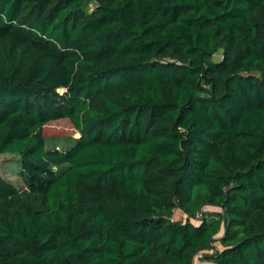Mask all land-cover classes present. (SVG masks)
Wrapping results in <instances>:
<instances>
[{
    "label": "trees",
    "instance_id": "obj_1",
    "mask_svg": "<svg viewBox=\"0 0 264 264\" xmlns=\"http://www.w3.org/2000/svg\"><path fill=\"white\" fill-rule=\"evenodd\" d=\"M5 152L0 264H264V0H0Z\"/></svg>",
    "mask_w": 264,
    "mask_h": 264
},
{
    "label": "rangeland",
    "instance_id": "obj_2",
    "mask_svg": "<svg viewBox=\"0 0 264 264\" xmlns=\"http://www.w3.org/2000/svg\"><path fill=\"white\" fill-rule=\"evenodd\" d=\"M45 131L47 135V148L54 146L60 148L68 147L73 143L74 139L79 136L78 131L68 120H61L59 122L51 123L45 128ZM20 167L21 163L18 153L5 152L0 156V172L7 179L11 180L17 186L22 188L25 186L18 175V170H20ZM175 216L176 218H186V215H182L180 210L175 211ZM217 246L221 247L220 242L218 241Z\"/></svg>",
    "mask_w": 264,
    "mask_h": 264
},
{
    "label": "built area",
    "instance_id": "obj_3",
    "mask_svg": "<svg viewBox=\"0 0 264 264\" xmlns=\"http://www.w3.org/2000/svg\"><path fill=\"white\" fill-rule=\"evenodd\" d=\"M221 211H223L222 209H220ZM211 211V209H210V207H208V206H203L202 208H201V210L198 212V214H197V217H200V216H203V214L204 213H209ZM175 214H174V216L172 217V220L173 219H175ZM210 251L211 252H213V251H215V248H211L210 249Z\"/></svg>",
    "mask_w": 264,
    "mask_h": 264
},
{
    "label": "crops",
    "instance_id": "obj_4",
    "mask_svg": "<svg viewBox=\"0 0 264 264\" xmlns=\"http://www.w3.org/2000/svg\"><path fill=\"white\" fill-rule=\"evenodd\" d=\"M181 214L183 215L182 212H181ZM195 262H196V264H204V263L207 264V262L205 260L200 259V258H197Z\"/></svg>",
    "mask_w": 264,
    "mask_h": 264
}]
</instances>
